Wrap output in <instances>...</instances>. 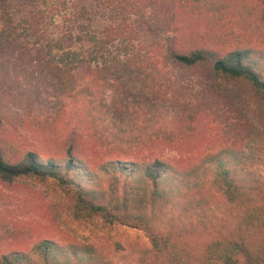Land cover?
I'll list each match as a JSON object with an SVG mask.
<instances>
[{
  "label": "trees",
  "instance_id": "16d2710c",
  "mask_svg": "<svg viewBox=\"0 0 264 264\" xmlns=\"http://www.w3.org/2000/svg\"><path fill=\"white\" fill-rule=\"evenodd\" d=\"M10 1L0 0V77L15 89H0L41 144L19 147L0 126V182L48 183L63 199L45 208L52 221L64 211L99 229L137 226L148 245H130L119 263L46 225L0 216V264H264V134L236 111L238 92H223L236 85L264 103V0L80 1L107 20L99 37L81 39L95 52L127 38L120 14L148 7L174 32L168 57L208 90L165 78L139 48L112 72L104 61L56 72L42 62L48 78L34 62V75L24 38L39 10L21 15ZM71 108L80 128L61 130Z\"/></svg>",
  "mask_w": 264,
  "mask_h": 264
},
{
  "label": "rangeland",
  "instance_id": "374dc122",
  "mask_svg": "<svg viewBox=\"0 0 264 264\" xmlns=\"http://www.w3.org/2000/svg\"><path fill=\"white\" fill-rule=\"evenodd\" d=\"M80 1H10V4L15 7L16 11H20L21 15L27 14L32 7L39 10L34 18L37 23L34 32L24 38L27 41V49L32 48L30 51H26L28 54L26 53L27 56L23 59V63H28V69L34 75L36 68L42 67L45 77L51 78L48 68H45L43 63H48L49 67H54L51 71L56 72L58 67L69 62V65L75 69L82 63L99 67L104 61L112 72L116 67L121 66L128 50L134 51L139 48L142 53H147L150 56L156 71L164 75L165 78L181 82L194 89L208 90L210 85L207 81L203 82V79L198 78L192 71L178 67L168 57L167 46L174 32L158 24L153 19L148 7L133 5L129 10L120 14L117 22L118 24L125 23V28L128 31L127 38L124 41L118 40L106 44L100 52H95L97 49L91 47V42H85L81 39L99 37V28L107 20L98 12L95 16L89 14L91 11L83 12L80 9ZM66 50L74 51L75 56L70 57V59L66 58L63 55V51ZM34 62L39 63L40 67L35 68ZM0 86L4 90L11 88L14 91L15 89L3 77H0ZM223 86L225 88L224 93L226 90L238 92L239 96L234 102L236 111L241 113L243 120L250 123L254 130L264 134V103L244 96L236 85L223 84ZM76 114V108L68 109V114L60 129L78 130L80 122L76 120ZM22 115V106L11 100L0 89V126L10 134L11 140L17 146L38 148L41 140L21 123ZM0 193L2 194L0 216L4 219L33 221L46 225L54 235L92 245L96 250L105 253L119 263L126 257L130 245L134 243L141 246L148 245L146 233L137 226L116 223L109 228L99 229L88 222L70 220L64 211H60V216L52 221L45 208L53 211V202L63 199L52 190L48 183L43 184L30 178L18 179L11 183L0 182Z\"/></svg>",
  "mask_w": 264,
  "mask_h": 264
}]
</instances>
